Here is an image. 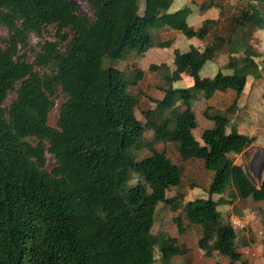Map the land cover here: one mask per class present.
<instances>
[{
  "label": "trees",
  "instance_id": "1",
  "mask_svg": "<svg viewBox=\"0 0 264 264\" xmlns=\"http://www.w3.org/2000/svg\"><path fill=\"white\" fill-rule=\"evenodd\" d=\"M239 1L226 18L228 36L209 40L218 21L207 19L196 29L185 20L186 8H173L174 0H87L90 14L73 0H0V27L7 32L0 36V264H152L155 245L167 264L189 250L152 235L159 203L182 208L196 222L197 246L206 257L218 254L227 264H247L222 208L236 199L264 202V182L256 186L234 162L258 135L227 126L242 96H250L248 79H260L264 71V0ZM160 22L185 37L208 40L201 50L175 52V68L163 78L169 83L190 75L194 85L168 88L153 109L142 112L144 128L174 144L182 162L201 160L212 173L205 195L185 207L180 195L167 197L182 182V166L157 150L135 157L142 149L144 128L135 114L142 94L129 88L142 72L115 67L126 50H148L149 30ZM50 29L52 39H46ZM251 30L262 32L261 51L247 39ZM32 34L42 41L29 61L21 48ZM223 47L230 48L233 72L200 77ZM227 90L236 99L224 112L211 115L207 107L203 115L213 125L196 137L193 102ZM10 93L15 98L6 105ZM59 93L65 101L53 128L48 115ZM46 154L55 161L50 171ZM146 200L151 207L138 217L135 207ZM174 221L182 233L181 218Z\"/></svg>",
  "mask_w": 264,
  "mask_h": 264
},
{
  "label": "rangeland",
  "instance_id": "2",
  "mask_svg": "<svg viewBox=\"0 0 264 264\" xmlns=\"http://www.w3.org/2000/svg\"><path fill=\"white\" fill-rule=\"evenodd\" d=\"M73 2L80 12L90 14L87 0H73ZM219 3L217 0H174L173 8H186L185 20L196 29L207 19L217 20L218 22L212 28L208 38L210 40L214 35L228 36L226 18L231 13H235L238 5L241 6L239 0H226L221 3V6ZM203 4H206L207 7L201 8ZM149 31L153 44L148 50L142 54L126 50L122 59L115 64L116 68L126 74L132 73L134 70L142 72L141 79L136 82L134 87L129 88L131 94H142L135 112L142 128L145 126L142 112L153 109L155 107L153 101H161L168 88L175 91L187 89L194 85L195 77L190 75L177 76L169 83L163 79L164 75L168 76L175 68L173 63L175 52H185L191 46L196 50H201L208 43V40L185 37L178 31L168 28L162 22L157 23ZM51 33H53V29L49 30V34L45 38L52 39ZM0 36H7L6 29L3 27H0ZM247 39L255 49L261 51L262 32L258 30L248 31ZM41 41L42 39L35 35H30L28 45L26 48H21V53H26L27 59L31 61L33 52L38 49V44ZM228 51H230L229 47H223L213 61L205 63L199 76L211 80L217 72L231 74L233 71L228 68ZM161 65H164L165 68L158 72L150 69L152 66ZM248 83L250 96L243 95L239 106L233 113L229 114L230 124H228L227 129L229 131L232 128H237L241 132L258 135L254 144L247 148L243 154L236 156L234 162L241 164L254 184L260 186L264 182V71L260 79L249 78ZM14 98L15 93L8 94L6 105L10 104ZM235 99L236 93L232 90L217 91L209 100L196 99L194 113L197 128L193 134L199 138L204 129L212 126V122L203 115L207 107H211V115L216 112H224ZM64 101L65 97L61 93L54 99L55 107L48 115L50 127H56L58 109ZM179 101L180 99H178ZM140 145L142 149L134 151L138 160L150 155L152 150H157L164 152L171 162L182 166V182L179 187L172 188L167 192L168 198L180 195L182 199L179 205L185 207L187 202L205 195L212 173L204 168L201 160L182 162L175 145L157 140L154 132L148 128L143 129ZM46 159V169L50 171L54 167L55 161L49 154H46ZM134 181L135 179L132 182ZM150 207V201L146 200L140 206L135 207V212L139 217L147 212ZM222 211L223 213L227 211V216L236 232V249L241 253L242 261L247 264H264V202H254L251 198L236 199L231 206L222 208ZM177 217H180L182 221V233L174 221ZM153 219L151 229L153 236L161 235L164 238L175 239L178 244L186 246L189 250L186 255L172 257L167 264H227L228 259L226 257L218 254L206 257L199 250L197 241L201 235L200 227L196 225L195 221L185 218L182 208L173 211L169 205L159 203L153 210ZM157 249V245H155L153 247L155 259L152 264H162Z\"/></svg>",
  "mask_w": 264,
  "mask_h": 264
},
{
  "label": "crops",
  "instance_id": "3",
  "mask_svg": "<svg viewBox=\"0 0 264 264\" xmlns=\"http://www.w3.org/2000/svg\"><path fill=\"white\" fill-rule=\"evenodd\" d=\"M183 7H181L182 9ZM169 30V29H168ZM228 91V90H227ZM195 103V101L193 102V104ZM195 107V104L193 105V108ZM152 109V108H151ZM196 109V107L193 109V111ZM213 125V124H212ZM210 128V127H209Z\"/></svg>",
  "mask_w": 264,
  "mask_h": 264
},
{
  "label": "water",
  "instance_id": "4",
  "mask_svg": "<svg viewBox=\"0 0 264 264\" xmlns=\"http://www.w3.org/2000/svg\"><path fill=\"white\" fill-rule=\"evenodd\" d=\"M261 184H262V183H261ZM261 184H260V185H261Z\"/></svg>",
  "mask_w": 264,
  "mask_h": 264
}]
</instances>
